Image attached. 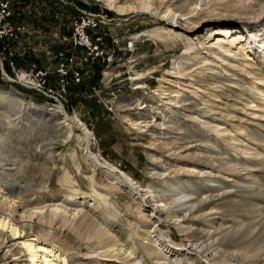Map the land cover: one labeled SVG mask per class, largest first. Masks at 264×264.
Here are the masks:
<instances>
[{"label":"rangeland","instance_id":"rangeland-1","mask_svg":"<svg viewBox=\"0 0 264 264\" xmlns=\"http://www.w3.org/2000/svg\"><path fill=\"white\" fill-rule=\"evenodd\" d=\"M74 1L86 9L106 11L110 20L107 23L106 56L113 62L104 71L109 73L108 77L104 79L101 78L102 73H96L83 86L77 87L87 95H72L66 105L67 113L77 117L93 135L90 144L92 153L127 174L141 188L130 190L126 185L115 183L116 180L107 175L105 169L94 168L75 134L69 142L56 145V154L65 157L70 172L81 187L79 190L91 195L86 199H90L88 202L76 204L82 206L79 209H85L87 205L93 208V199H97L100 207L116 212L119 225L132 232L134 230L132 239L137 255L131 254L122 262L101 256V248H97L89 251L87 256L78 253L79 257H73L74 264H264V219L258 217L261 213L264 218V15L254 20L258 18L252 13L258 10L255 1L217 0L221 4L231 3L239 13L233 19L221 22H226L227 26L218 27L222 18L216 16L217 21L193 35L176 30L169 34L170 39L165 42L146 38L135 43L133 49L128 43L131 34L135 36L161 26L167 27V23L148 14L118 16L95 0ZM201 21L196 19V25ZM244 21L251 22L246 25L253 27H244ZM192 28H196L195 25L188 27L189 30ZM115 35L118 39L113 38ZM177 35L184 36L183 40ZM187 39L193 41V49L186 48ZM196 53L200 57L193 60ZM184 58L190 61L182 66L181 59ZM178 69L180 72L176 73ZM136 74L143 75L142 93L147 96V103L156 110L164 108L161 117L165 116L163 120L166 124L162 119L158 121L161 132L169 127L177 129L185 138L200 135L201 139L195 138L199 140L195 149L180 148L179 143L170 139L156 138L154 130L157 123L149 125L152 126L150 128L141 125L137 132L139 135L125 129L118 118L116 103L125 105L133 97L135 92L131 79L137 77ZM7 87L0 88L11 98L44 106L37 96ZM184 96L199 104L198 113L181 108L179 100ZM3 102H0V112ZM4 105V115H9L10 120L19 116L12 113L7 102ZM6 123L0 124V131L6 128ZM37 123L33 120L29 128L20 133L21 137L16 132L12 133L8 143L10 158L4 157L8 159L6 166H10L11 170L15 169L14 164H23L25 179L20 187L24 190H28L29 185L37 188L41 181L40 174L32 175L30 172L27 154L38 159L39 172L43 169L44 159L28 140L32 138L46 144L47 135H56L52 123L50 130ZM197 162L199 165L195 164ZM56 177L54 174L51 179L50 196L60 191ZM178 182L184 188L214 184L218 190L211 192H229L228 199L238 205L232 211L225 209L219 212L216 209L219 205L215 206V202L211 203L214 209L211 204L199 208L196 202H190L186 208L180 209L178 217H189L192 223L181 220L182 217L179 220L171 213V200L174 198L171 188ZM96 192L107 193L105 196H108L110 205L103 204ZM209 192L205 191L202 195ZM39 202L35 200L33 204ZM157 208L161 213H155ZM188 229L208 232L206 253L191 252V243H187L184 237V230ZM160 233L164 235L160 236ZM243 235L248 239L243 249L227 248L236 244ZM222 238L224 240L219 242ZM226 238L233 244H220L227 241ZM87 242L91 241H82V247ZM141 244L151 246L154 255L145 252ZM16 251L14 253L19 256ZM246 252L251 253V258L243 256ZM120 253L126 256L123 251ZM24 258L21 256L16 264H23ZM0 264H5L1 254Z\"/></svg>","mask_w":264,"mask_h":264},{"label":"bare ground","instance_id":"bare-ground-1","mask_svg":"<svg viewBox=\"0 0 264 264\" xmlns=\"http://www.w3.org/2000/svg\"><path fill=\"white\" fill-rule=\"evenodd\" d=\"M96 1H99L108 9L114 11L118 16L127 14H148L151 17L159 18L161 21L167 23V27L161 26L132 36V47L137 41H145L146 38L155 39L160 43L165 42L164 40L170 39L169 34L175 33L176 30H183L184 32L193 35L205 26L217 21L215 19L216 16L222 18L219 21L221 23L227 19H233L232 17H234V15L239 14L231 3L221 4V2H216L217 0H95V2ZM254 1V5L258 7L256 12L252 11V13L257 14L258 16L257 19H254L256 21L264 15V0ZM205 8H207L206 11H204ZM246 12L250 11L246 10ZM241 14L247 16V14ZM228 16L231 18H226ZM196 19H202L200 24L196 25ZM244 23V27H253L246 25L251 22L244 21ZM190 25H195L196 28L189 30L188 27H190ZM221 25L227 26V23H221L218 27H222ZM184 26L185 28H182ZM177 36L182 40L184 38V36ZM187 41L189 43L186 48L193 49V41L189 39H187ZM194 56L193 60H196L200 57V54L196 53ZM181 61H183V63H181L183 66L190 60L184 58L181 59ZM178 72H180V69L176 71V73ZM108 75L109 73L106 72L105 76L108 77ZM142 76L141 74H138L137 77L131 79L135 94L128 99V103L126 102L125 105L116 103V106H118L117 110L119 111L118 118L125 125V129L128 132L133 131L137 133L140 131L141 125L145 124L147 128H150L157 123V129H153L156 138L170 139L174 143H179L178 145L180 148L195 149L199 142V140H196L195 138L201 139L202 137L200 135L194 134L195 136L191 135L188 138H185L177 129H171L168 127L164 132H161L158 128V126H160L158 125V121L160 122L161 119L163 120L165 118V116L162 118L163 116L161 115L164 108L156 110L147 103V96L142 93L144 89ZM0 87L6 86L0 85ZM0 102H3V110L0 112V124L7 121L6 128L1 129L2 131H0V254L2 258H4L5 264H16L21 256L25 257L23 264H74L73 257L78 256V253L87 256L89 251L96 250L97 248H101V252L99 253L101 256L113 257L122 262L131 254H136L135 252L137 250H135V242L132 239L134 230L132 232L126 227L119 225L116 222L118 215L115 211L112 213L109 209H103L100 207V203L97 199H93V208L87 205L85 206V209H79V207L82 206H77L76 204L79 203L82 205V203L84 204V202H88L90 199H86L91 195L85 194V192L79 190L81 187H79L77 178L73 176V173H71L72 171L70 172L65 157L56 154L55 147L57 144L69 142L72 135L75 134V137L83 146L85 156L91 161L94 168L97 170L99 168L101 171L102 169H105L107 175L110 174L112 178L116 180L115 183L126 185L130 190L141 189L138 188L140 187V184L138 185L137 183H134V180L127 174L121 172V170L109 162L99 159V155L97 156L92 153L90 144L93 135L77 117H71L63 106L47 107L38 106L33 103H26L22 100L11 98L9 94L1 88ZM6 102L7 106L9 105L10 110H12V113L15 112V115H19L16 116L15 119L10 120L11 118L9 115H4L6 114V106L4 105ZM179 104L180 106H183L181 108L187 112L192 111L193 113H198L199 111L197 110L199 104L195 103L187 96L180 99ZM116 106L114 105V108H116ZM12 113H10V115H12ZM165 115L167 114L165 113ZM12 117H14V115H12ZM33 120H37V125L43 124L49 130L51 128L50 123H52L56 135H47V143L45 141L46 144H42L41 141L38 142L31 140L32 138L29 137L30 139L28 142L33 144L35 152L42 153L44 159L42 165L43 169L39 172L36 162L38 159H34L31 155L27 154V156H29L30 172L32 175L40 174L41 181L37 188H32L33 186L29 185V189L24 190L20 187L22 186L21 183L24 178L23 164H14L15 169L11 170L9 168L10 166H6V161L8 159L4 157L9 156L8 150L10 146L8 143L10 141L9 137L12 136V133L16 132V134L21 137L20 133L26 130V127L28 129L29 124L33 123ZM162 122L163 124H166L164 120ZM4 131L7 133H2ZM198 163L199 162L195 164L199 165ZM54 174L57 176L56 180L60 185V191H58L56 195L50 196L49 187ZM212 181L213 180H210V182ZM94 182L95 181H93V183ZM181 183H173L174 186L171 188L174 194V196H172L174 198L171 200L173 211L171 213L172 216H176V218L182 217L181 220L186 222L192 223L189 217L187 218L182 215H179L178 217V213L183 207L186 208L188 203L191 204L190 202H196L197 204L195 205L199 208L215 202V206L219 205V207L216 208L219 212H222L225 209L232 211L238 205L236 204L235 206L233 200L228 199L229 192H225V194H219L216 192H214V194L211 192L218 190L217 186H214V184L211 185L210 183L209 185H205V187L204 185H199L195 188H184ZM90 185H92V183ZM94 191H96V188ZM205 191L210 192L208 194L204 193L205 195L203 196L202 194ZM105 194L107 193L98 192L97 196L103 204L110 205L109 199H107L108 196L106 197ZM35 200H40V202L33 204ZM113 202L111 204H113ZM211 208L214 209L213 206ZM152 211L154 212V210ZM155 213H161V210L157 208ZM258 217L264 219L263 216H261V213ZM159 231H161V228H159ZM171 231L172 230L169 228L168 232L170 233V236ZM184 231H186L184 234L185 240L187 243L190 242V247L193 248L190 249L191 252L198 251L206 253L208 251L206 250V248H208L207 241L209 240V238H207L209 235L208 232L205 233L199 229H188ZM159 235L163 236L164 234L160 233ZM84 240H89L91 242L85 243V247H82V241ZM223 240L224 238L219 242H222ZM247 240L246 236L243 235L238 240L240 243H245L243 245H240L238 241H236V244L234 243V245H229V243L232 242L230 239L220 244H225V246L229 245L227 248L239 247L243 249ZM141 248H143L145 252H148V254L149 252H153L151 251L152 247L149 245L145 246L141 244ZM16 250L20 254L19 256L14 253ZM121 251L126 253L125 257L120 253ZM243 254L245 258H251L250 252ZM245 258L244 260H246Z\"/></svg>","mask_w":264,"mask_h":264},{"label":"built area","instance_id":"built-area-1","mask_svg":"<svg viewBox=\"0 0 264 264\" xmlns=\"http://www.w3.org/2000/svg\"><path fill=\"white\" fill-rule=\"evenodd\" d=\"M109 21L74 0H0V85L66 108L72 95H87L77 87L96 73L106 78Z\"/></svg>","mask_w":264,"mask_h":264}]
</instances>
